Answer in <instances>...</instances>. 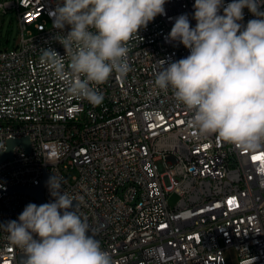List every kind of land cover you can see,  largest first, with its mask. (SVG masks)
I'll use <instances>...</instances> for the list:
<instances>
[{
	"label": "built area",
	"instance_id": "2783aa9c",
	"mask_svg": "<svg viewBox=\"0 0 264 264\" xmlns=\"http://www.w3.org/2000/svg\"><path fill=\"white\" fill-rule=\"evenodd\" d=\"M59 2L0 0L18 31L13 47L0 49V153L9 140L29 143V152L17 146L0 162V224L37 205L10 188L55 172L114 264H264V150L199 136L172 91L154 84L158 61L167 67L189 55L167 36L181 14L195 27V0H166V15L128 42V74L98 86L100 105L70 95L40 62L42 48L65 55L49 15ZM243 12V25L256 18ZM51 199L46 186L43 202ZM20 255L0 229V264H23Z\"/></svg>",
	"mask_w": 264,
	"mask_h": 264
},
{
	"label": "clouds",
	"instance_id": "9594fccd",
	"mask_svg": "<svg viewBox=\"0 0 264 264\" xmlns=\"http://www.w3.org/2000/svg\"><path fill=\"white\" fill-rule=\"evenodd\" d=\"M165 3L61 0L49 15L65 55L42 48L40 62L64 82L70 95L100 105L104 96L98 86L113 74L121 78L128 74V42L156 16L166 15ZM262 5L264 0H232L226 5L223 0H195V27L187 14H181L167 36L189 55L167 67L165 60L158 61L154 73L156 88L172 91L191 113L188 126L199 136L215 135L248 152L264 150ZM245 8L256 18L243 25ZM66 26L70 30L64 34ZM46 186L49 202L29 203L18 220L0 224L24 254L23 264H114L78 213L76 198L63 190V178L54 172Z\"/></svg>",
	"mask_w": 264,
	"mask_h": 264
},
{
	"label": "water",
	"instance_id": "95a60500",
	"mask_svg": "<svg viewBox=\"0 0 264 264\" xmlns=\"http://www.w3.org/2000/svg\"><path fill=\"white\" fill-rule=\"evenodd\" d=\"M17 146H21L25 149L26 152H29V143L27 138L9 140L7 141L6 150L3 153H0V162L7 159L8 160L11 159L12 150ZM49 177L50 176L44 173L41 182L37 186L32 188L12 187L9 189V192L20 193L32 197L36 201L37 205L44 204L43 191L44 188L46 187V181L48 180ZM19 261L20 262L24 261V255L19 256Z\"/></svg>",
	"mask_w": 264,
	"mask_h": 264
},
{
	"label": "rangeland",
	"instance_id": "374dc122",
	"mask_svg": "<svg viewBox=\"0 0 264 264\" xmlns=\"http://www.w3.org/2000/svg\"><path fill=\"white\" fill-rule=\"evenodd\" d=\"M61 1V0H56ZM30 31L35 34L33 28H30ZM18 31H17V24H16V17L13 13L9 12L7 14H3L0 11V49L6 48L11 49L14 45V42L17 38ZM168 205L173 208L177 202L178 197L177 195L171 193L167 197ZM227 264H235L233 259H229Z\"/></svg>",
	"mask_w": 264,
	"mask_h": 264
},
{
	"label": "snow or ice",
	"instance_id": "6c2138e0",
	"mask_svg": "<svg viewBox=\"0 0 264 264\" xmlns=\"http://www.w3.org/2000/svg\"><path fill=\"white\" fill-rule=\"evenodd\" d=\"M261 157L260 156H253L252 159L253 160H257V159H260Z\"/></svg>",
	"mask_w": 264,
	"mask_h": 264
}]
</instances>
